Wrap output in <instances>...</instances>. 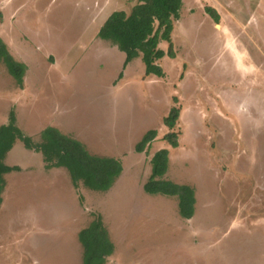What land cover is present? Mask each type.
I'll return each mask as SVG.
<instances>
[{
  "label": "rangeland",
  "instance_id": "rangeland-1",
  "mask_svg": "<svg viewBox=\"0 0 264 264\" xmlns=\"http://www.w3.org/2000/svg\"><path fill=\"white\" fill-rule=\"evenodd\" d=\"M136 3L0 0V39L27 68L20 89L0 62V125L13 111L34 142L54 127L122 164L109 191L92 192L17 142L5 160L18 170L1 195L0 264H82L78 233L93 215L114 244L106 264H264V0H182L162 78L145 76L140 58L124 67V53L96 37L112 11ZM172 107L175 149L162 140ZM161 149L165 178L195 191L189 220L174 198L143 192Z\"/></svg>",
  "mask_w": 264,
  "mask_h": 264
},
{
  "label": "trees",
  "instance_id": "trees-1",
  "mask_svg": "<svg viewBox=\"0 0 264 264\" xmlns=\"http://www.w3.org/2000/svg\"><path fill=\"white\" fill-rule=\"evenodd\" d=\"M136 1L129 13L113 12L101 26L97 37L124 53V67L140 58L145 76L162 78L164 73L158 62L165 56L170 59L175 57L171 34L174 23L180 19L182 0ZM205 11L215 23L219 21L213 9L207 7ZM161 42L168 44L166 52L159 48ZM0 62L16 86L22 89L27 68L11 57L1 39ZM178 117L179 109L172 107L162 121L169 131L162 140L172 149L178 147V137L173 132ZM155 137L154 130L147 131L135 145V152H144ZM17 142H21L26 150L39 153L47 169H65L74 188L82 185L92 192L106 193L122 173L120 160L92 155L81 142L54 127L42 130L39 141L34 142L17 127L15 114L11 111L7 123L0 125V203L5 176L18 170L5 163ZM168 153L167 149H161L153 154L150 175L143 184V192L150 196L174 198L178 215L189 220L195 212V191L188 185L176 184L165 178L169 168ZM78 241L82 249V264H106L113 255L114 244L100 215H93L89 224L78 233Z\"/></svg>",
  "mask_w": 264,
  "mask_h": 264
},
{
  "label": "crops",
  "instance_id": "crops-1",
  "mask_svg": "<svg viewBox=\"0 0 264 264\" xmlns=\"http://www.w3.org/2000/svg\"><path fill=\"white\" fill-rule=\"evenodd\" d=\"M99 5H100V4H98L97 7H99ZM133 6H134V5H133ZM133 6H132V7H133ZM131 9H132V8H131ZM113 12H116V11H112V12L108 15V17H109ZM126 13H127V12H126ZM108 17H107V18H108ZM107 18L105 19V21L107 20ZM105 21H104V22H105ZM104 22L102 23V25L104 24ZM102 25H101V26H102ZM101 26H100V28H101ZM100 28H99V30H100ZM99 30H98V32H99ZM98 32H97V34H98ZM97 34H96V37H97ZM97 38H98V37H97ZM52 169H53V170H55V169L57 170V169H61V168H52ZM62 169H63V168H62ZM64 170H65V169H64ZM67 174H68V173H67ZM69 179H70V178H69ZM70 182H71V181H70Z\"/></svg>",
  "mask_w": 264,
  "mask_h": 264
}]
</instances>
